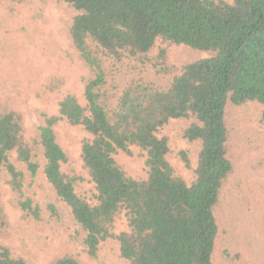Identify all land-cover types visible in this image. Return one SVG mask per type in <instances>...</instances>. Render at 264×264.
<instances>
[{
    "label": "trees",
    "instance_id": "obj_1",
    "mask_svg": "<svg viewBox=\"0 0 264 264\" xmlns=\"http://www.w3.org/2000/svg\"><path fill=\"white\" fill-rule=\"evenodd\" d=\"M65 1L78 12L70 29L73 46L94 76L84 88L86 104L68 92L55 113L42 112L39 136L29 135L13 96L0 101V168L11 191L24 211L37 215L13 157L34 178L41 145L43 173L84 230L90 258L97 259L101 243L112 238L130 264H215L216 210L234 169L228 108L246 101L264 105V0ZM158 39L164 45L154 52ZM180 45L207 56L178 65L170 50ZM55 88L52 82L49 89ZM189 116L196 121L184 137L201 142L191 182L175 172L169 139L158 135L170 120ZM61 122L87 134L81 158L94 185L92 200L78 193L83 178L63 169L68 154L56 131ZM134 147L145 157L143 177L130 176L116 159L120 152L133 155ZM180 155L190 167L186 152ZM122 214L127 229L116 233ZM16 240L0 193V264H28L13 255ZM50 264L89 263L64 253Z\"/></svg>",
    "mask_w": 264,
    "mask_h": 264
},
{
    "label": "rangeland",
    "instance_id": "obj_2",
    "mask_svg": "<svg viewBox=\"0 0 264 264\" xmlns=\"http://www.w3.org/2000/svg\"><path fill=\"white\" fill-rule=\"evenodd\" d=\"M233 2V0H226ZM0 2V101L13 96L26 114L30 136H39L44 122L42 112L55 113L59 99L74 92L86 104L84 88L94 74L75 50L70 34L78 13L65 0H24L14 9ZM158 39L154 52L163 46ZM171 59L184 65L207 54L186 45L174 46ZM54 82L56 90L49 86ZM59 84V87H58ZM264 105L246 101L228 108L229 146L234 169L224 184L217 206L219 235L215 264H264ZM196 121L194 116L170 120L158 133L169 139L168 158L175 172L188 182L193 179L201 142H190L184 130ZM59 141L68 154L65 172L83 179L77 184L80 195L90 200L95 192L81 158L82 140L86 132L63 122L56 126ZM190 161L187 167L180 152ZM129 156L118 153L116 159L132 177L145 175V157L138 148ZM35 159L40 169L34 178L26 165L13 160L25 174V198H30L37 215L24 211L7 183L8 174L0 168V193L10 224L17 233L12 253L28 264H50L64 253L80 255L89 264H130L120 255L117 239L109 238L100 245L97 259L84 251L85 232L76 222L71 209L57 196L43 173L46 163L43 148L38 146ZM127 229L126 217L120 215L115 232Z\"/></svg>",
    "mask_w": 264,
    "mask_h": 264
}]
</instances>
